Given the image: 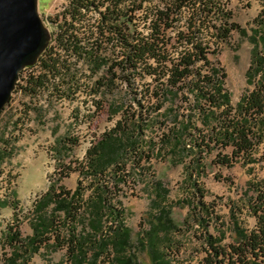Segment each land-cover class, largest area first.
Masks as SVG:
<instances>
[{
	"label": "rangeland",
	"instance_id": "obj_1",
	"mask_svg": "<svg viewBox=\"0 0 264 264\" xmlns=\"http://www.w3.org/2000/svg\"><path fill=\"white\" fill-rule=\"evenodd\" d=\"M175 1L144 0V7H151L153 4L159 3L163 4L166 9ZM234 1H226L227 6L232 10L230 19L232 23H236L241 29H244L247 36H243L236 30L232 34L230 45L226 44L222 48L216 49L217 53H213L211 59L215 60L218 68L220 66L224 68L227 74L225 87L232 96L233 105L237 106L242 96L253 88L248 83L247 72L253 53L257 49H262V46L251 41L250 37L253 35L252 30L255 27L253 22L259 15V8L261 3L264 4V0H258L259 2L254 6L253 0H248V6L253 7L247 12L236 8ZM207 2L201 0V4H206V12H213L211 16H198L199 12L194 13L198 16L196 19H189L191 12L184 14L178 12L176 16L173 15L176 19L174 21L173 18V22H187V30H182L185 29V26L179 24L176 28L162 34L160 38L162 40L157 48L167 57V62L159 64L153 58L149 60V64L157 71L177 62L182 54L188 51L187 37L192 36V32L196 34L197 41L203 42L204 45L205 43L213 45V47L222 45V40L214 29L215 24L219 25V0ZM198 3L200 0H195V6H198ZM55 4L56 0H40L42 14L51 13ZM80 32L81 37L88 36V29L82 28ZM180 32L188 33L186 42L179 39ZM141 33L145 38L154 37L146 26L141 28ZM143 68L144 66L140 65L138 71L143 73ZM78 70L79 76L83 75L80 76L79 88L75 90V93L68 86H64L67 94L52 99L43 96L30 98L27 93L15 94L0 114V264H3L5 258L12 252L5 241L9 234V227H18L23 238L33 236L35 207L52 184H58L71 193L80 187L83 200L86 202L90 198L99 196L108 200L109 207L110 204L119 206V202H122L126 210L125 224L132 230L134 241L138 233L149 229V214L153 210L158 212L162 206L166 205L167 209L171 210V216L178 227L189 226L196 220V215L201 214L202 217L207 218V207L211 208L214 211L212 213L216 216H219V212L226 214L228 204L231 201L236 202L238 199L232 193L234 184L237 185L246 202L254 195L255 186L264 184V142L254 152L251 163L248 164L244 158H238L237 162L230 167L219 165V146L214 145L212 152L203 155L204 159L200 167L204 168L205 173L195 178H190V173L187 172L194 152L182 151L185 142L176 147V142L173 141L167 144L162 155L154 156L151 161L145 159L142 165L137 168L133 165L132 157H127L128 167L132 173L127 184L122 183L115 187L112 183L104 184L105 180L93 184V177L84 179L78 169L79 163L86 161L88 149L96 144L105 132L113 129L123 116V113L120 112L111 117L107 107L106 111L98 112L95 106L96 101L104 100L107 105L116 102L114 106L127 109L133 103L134 95L129 92L125 82L120 80H117L113 91L108 92L104 89L101 93L95 94L93 87L96 81L100 77L110 76L106 69L103 67L93 75L88 65L84 66L79 63ZM39 72L40 70H34L26 77L29 78L33 73L37 75ZM160 82L156 75H146L144 78L138 79L134 90L150 110L156 107L159 102L164 104L160 115L153 114L152 127L146 131L143 138L139 137L140 145H146L145 141L149 142L150 138H153L156 147L161 146L160 139L163 133L168 132L175 125L180 127L181 123L186 137L189 132L197 134L196 127L209 132L208 124L204 123L200 114H194L191 111V106L195 103L194 94L188 91H185L184 94L173 92L169 97L165 96L158 100L155 93L161 86ZM70 95L71 97H69ZM186 97H188V101H186ZM35 103L37 104L34 106ZM25 105L31 108L28 119L22 113ZM132 106L135 109L138 108L136 104ZM190 116H192V123L187 121ZM163 121L167 122L166 125L161 124ZM211 124L209 123L208 126H212ZM185 127L188 129L186 130ZM71 140H77V142L73 143ZM186 143L191 144L188 141ZM173 147L174 149H172ZM231 152L232 149L225 150L226 154H231ZM65 167L68 169L64 170ZM199 171L200 169H198V173ZM195 181L206 192L205 206H201L195 199H192L193 193L197 191V188L194 187L196 184H193ZM159 182L163 188L168 190L169 194L166 203H162L158 208L154 206V202L159 203V199L156 197L157 192H161L158 186ZM219 184L229 185L226 189H223L224 186L221 185L222 189H219ZM54 206L55 204H51L47 211L52 210ZM59 215L62 216L61 222H57L48 231L47 236L51 240L40 249L38 254L33 256L29 264H77L75 257L68 251V245H65L63 241L62 244L55 245V231L62 230L68 236L69 230L72 229V224L63 223L65 215L63 213ZM104 216L103 234L108 235L114 221L111 216ZM216 216H212V219H216ZM87 218L81 217L79 220L78 233L87 236L86 243L88 245L86 248L89 252V259L84 264H92L90 258L93 252L94 237L87 235L88 232L93 235ZM217 230L218 228L214 226L211 233ZM230 230L232 232V228ZM234 230V233L239 230L237 222H234ZM195 233H202V226H195ZM209 238H211V234ZM170 239L171 233L168 236V244ZM172 239L171 244L179 242L187 245L180 260L173 261L171 259L174 264H180L181 260H193V254L201 248L200 242L195 241L191 234L179 238L176 234H172ZM207 250H210L209 246H203V254L211 253ZM140 260L143 264H151L146 255L140 256ZM108 262L107 256L103 255L98 264H109Z\"/></svg>",
	"mask_w": 264,
	"mask_h": 264
},
{
	"label": "trees",
	"instance_id": "obj_2",
	"mask_svg": "<svg viewBox=\"0 0 264 264\" xmlns=\"http://www.w3.org/2000/svg\"><path fill=\"white\" fill-rule=\"evenodd\" d=\"M179 1L181 0H176L173 5L166 8L170 15L178 14ZM72 3V7L75 9L73 10V21L85 17L83 11L89 7L82 10H77V7L85 6L86 0H73ZM87 5H94V1L87 0ZM128 11L131 10L128 9ZM169 14L161 13L162 16H169ZM220 14L221 7L219 5V16ZM253 24L255 27L250 40L261 44L262 49H257L253 53L247 72L248 83L253 88L242 96L237 106L233 105L232 96L225 87L227 74L224 68L216 66L215 60L211 59L213 54L209 47L205 46L203 42L195 40L194 32H192V36L187 37L188 51L182 54L179 61L158 71L149 64L151 58L157 60L159 64L167 62V57L157 48L160 43L157 37L160 29L156 24L153 28L154 37L152 38L136 40L132 39L130 33L123 34L126 53L122 61L121 58L106 57L98 42L92 47L82 46L80 40H85L87 37L80 36L81 29L73 28L76 27L75 22L66 24L57 38L58 48H50L42 55L40 62L43 72L28 78L26 91L36 93L39 87L49 85L51 87L48 93L49 99L67 94L64 86H68L75 93V90L79 88L80 76L83 74L79 76V63H73L71 59L75 55L77 57L79 55L93 75L103 67L110 75L100 77L96 81L93 87L95 94L101 93L104 89L108 92L113 91L117 80L125 82L129 92L133 93L134 101L127 109L114 106L116 102L107 105L104 100H98L95 103L98 112L106 111L107 107L111 117L120 112L123 113V116L113 129L105 132L100 140L88 149L86 161L79 163L78 169L82 177L84 179L93 177V184H98L103 180H105L104 184L112 183L115 187L122 183L127 184L132 174L128 167L127 157H132L133 165L137 168L142 165L145 159L151 161L154 156L162 155L167 144L173 141L176 142V147L185 142L182 151L194 152L193 160H190L187 168L190 178L199 177L205 173L204 168L200 167L204 159L203 155L212 152L214 145L219 146V165L230 167L237 162L238 158H244L249 164L254 152L264 142V8ZM233 30H238L243 36H247L246 31L236 23H226L225 27H221L220 35L226 39ZM180 36L181 39H185L184 34ZM219 38L222 40L220 36ZM140 65L144 66L143 73L138 71ZM204 70L206 71L204 72ZM146 75H156L158 81H161V86L155 93L158 100L165 96L169 97L173 92L178 94H184L185 91L193 93L195 103L191 106V111L194 114H200L204 123L208 125L212 123V126L207 125L209 132L196 127L197 134L189 132L186 137L181 123L180 127L175 125L168 132L163 133L160 139L161 146L156 147L153 138H150L149 142L145 141L146 145H140V138H143L146 131L152 127L153 114L160 115V111L164 107V104L159 102L156 107L150 110L134 91L138 79L144 78ZM58 78L59 81H57ZM185 99L188 101V97ZM133 104H136L138 108L135 109ZM29 108L30 106L25 105L22 112L27 119ZM187 121L192 123V116L188 117ZM166 123L163 121L161 124L166 125ZM185 128L188 129V127ZM71 141L77 142V140ZM187 141L191 144H187ZM227 149H232L231 154L225 153ZM66 169L68 168L65 167L64 170ZM198 169H200L199 173ZM109 170H111L110 173ZM193 184H196L194 187L197 188V191L191 198L201 206H205L206 192L197 185V181ZM158 186L161 190V192H157L156 196L159 203L155 201L154 206L159 208L162 203H166L169 192L163 188L160 182ZM58 189L60 190L58 191ZM81 190L78 187L75 192L71 193L58 184H52L35 207L33 236L23 238L18 227H9V234L5 241L12 252L5 258L3 264H29L33 256L38 254L40 249L51 240L47 236L48 231L57 222H61L60 213L65 215L63 223L72 224V229L69 230L68 236L62 230L55 231V245L62 244V241L68 245V251L75 257L77 264H84L89 259V252L86 248L88 245L86 243L87 236L78 233L81 217H88V225L93 235L91 232H88L87 235L94 237L93 252L90 258L92 264H98L103 255L107 256L109 264H143L140 260L142 255H146L151 264H172L169 258L172 234L179 231L180 227L176 225L171 216V210L167 209L166 205L162 206L158 212L153 210L149 214V229L138 233L134 241L132 230L125 224L126 210L122 202H119V206L110 204L109 207L108 200L103 196L90 198L86 202L83 200ZM51 204H55V206L48 212L47 209ZM201 209L203 208L201 207ZM212 211L207 207L208 217L215 215ZM104 215L111 216L114 221L108 235L103 234ZM201 217V214L196 215L195 221L200 220ZM260 221L264 224V216L260 218ZM170 233L171 241L168 244ZM239 236L242 235L239 233ZM251 241L254 246L261 244L264 241V228L260 235L252 233ZM209 242H211V238H209ZM209 248L210 250L207 251H211L210 254H213V251L219 253L218 247L209 246Z\"/></svg>",
	"mask_w": 264,
	"mask_h": 264
},
{
	"label": "built area",
	"instance_id": "obj_3",
	"mask_svg": "<svg viewBox=\"0 0 264 264\" xmlns=\"http://www.w3.org/2000/svg\"><path fill=\"white\" fill-rule=\"evenodd\" d=\"M122 1L123 0H94V5H87L86 0L85 6L77 7V10H82L84 7H94L93 15L83 17V23H87L88 25V36L85 40H80L82 46L92 47L98 42L106 57L121 58L122 61L126 53V42H123V34L130 33L132 39L136 40L145 38L141 33V28L146 26L150 29L153 36V28L156 24L160 29L157 37L161 41L162 39L160 38L164 32L176 28L179 24L185 26V29L182 30H187V22H173V15H170L168 10L164 9L163 4L155 3L151 7H144V0H141L140 2H132L131 11L116 12L115 4H121ZM226 1L227 0H219V5L221 7V14L218 16L219 25H214L215 33L222 38V45L213 47V45L205 43V46L209 47L212 54L217 53L216 49H220L226 44L230 45L232 42V34L236 31H231L226 39L220 35L221 27H225L226 23H232L230 19L232 10L227 6ZM72 2L73 0H56L55 7L51 13L43 14L45 24L52 35V41L47 50L50 48H58L57 38L62 33L66 24H69V19L73 16V10H75L74 7H72ZM234 4L236 8L244 12L252 8V6H248V0H235ZM263 8L264 4L262 9ZM261 11L262 10H260V12ZM186 12H191L189 14V19H196L198 16L213 15V12H206V4H201V0L198 6H195V0L179 1V14H184ZM198 12V16L194 15V13ZM161 13H167L169 16H162ZM77 27L73 28L77 29ZM181 34H184L185 39H181ZM186 34L188 33H179V39L182 42H186ZM195 40H197L196 36ZM208 56L210 57V55ZM71 62L82 63V65L85 66L84 60L80 59L79 55L78 57L75 55L71 59ZM34 70H40L39 74L43 72L40 60L35 66L21 73L20 81L13 96H15V94L22 95L27 93L30 98L41 96L48 98V91L51 88L49 85L39 87L36 93H28L26 91L28 87V77H26V75ZM33 75L36 74L33 73ZM36 104L37 103H35L34 106ZM232 193L236 195L238 199L236 202L231 201L228 204L226 207V214L219 212V216L214 215L216 219H212V216H207V218L201 217L200 220H194L189 226L180 227L179 231L175 233L177 238L190 236L191 234L195 241L197 240L200 242L202 248H199V251L193 254V260H181L180 264H264V241L257 246H254L251 241V234L259 233L260 235L264 228V224L260 221V218L264 216V184L255 186L254 195L248 199V202H246V199L242 198L243 194L236 184L233 185ZM234 222H237L239 227L236 233H234ZM195 226H202V233H195ZM214 226H216L218 230L211 233V229ZM230 228H232V232ZM209 233L211 234V242H209ZM239 233L242 236H239ZM203 246L218 247L219 253L213 251V254H203ZM186 247V244L179 242L173 243L171 250H169L170 260H180Z\"/></svg>",
	"mask_w": 264,
	"mask_h": 264
},
{
	"label": "water",
	"instance_id": "obj_4",
	"mask_svg": "<svg viewBox=\"0 0 264 264\" xmlns=\"http://www.w3.org/2000/svg\"><path fill=\"white\" fill-rule=\"evenodd\" d=\"M51 41L40 0H0V114L16 92L21 73L39 62Z\"/></svg>",
	"mask_w": 264,
	"mask_h": 264
},
{
	"label": "bare ground",
	"instance_id": "obj_5",
	"mask_svg": "<svg viewBox=\"0 0 264 264\" xmlns=\"http://www.w3.org/2000/svg\"><path fill=\"white\" fill-rule=\"evenodd\" d=\"M140 1L141 0H123L121 2V4H115V10H117L118 12H127L128 9L131 10L132 2H140ZM84 8H86V7H84ZM83 12L85 14V17H89V16H91V15L94 14V7H89L88 9H85ZM72 17L73 16L70 17L69 23L75 22V26L76 27L78 26L77 28H79V29H82V28L88 29L87 23H83V18L80 17L76 21H73V18ZM83 34H84V32H83Z\"/></svg>",
	"mask_w": 264,
	"mask_h": 264
},
{
	"label": "crops",
	"instance_id": "obj_6",
	"mask_svg": "<svg viewBox=\"0 0 264 264\" xmlns=\"http://www.w3.org/2000/svg\"><path fill=\"white\" fill-rule=\"evenodd\" d=\"M257 2H259V1H258V0H253V6H254V4L257 3ZM253 6H252V7H253ZM262 7H263V5H262V3H261L259 10H262ZM221 185L224 186L223 189H226V188L228 187L229 184H219V189H222V188H221Z\"/></svg>",
	"mask_w": 264,
	"mask_h": 264
}]
</instances>
